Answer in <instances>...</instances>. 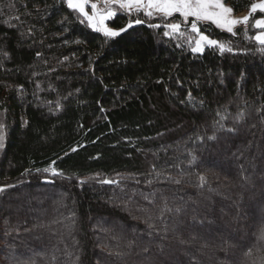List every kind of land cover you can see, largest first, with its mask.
Instances as JSON below:
<instances>
[{
    "label": "trees",
    "instance_id": "obj_1",
    "mask_svg": "<svg viewBox=\"0 0 264 264\" xmlns=\"http://www.w3.org/2000/svg\"><path fill=\"white\" fill-rule=\"evenodd\" d=\"M224 3L239 14L251 0ZM135 18L118 11L108 27ZM140 18L144 24L108 39L63 0H0V186L17 185L0 196V264H73L77 255L79 264H219L222 237L235 244L230 264H264V46L243 28L232 36L203 24L204 34L233 50L194 54L179 35L163 36V19ZM217 121L238 131L209 141ZM198 175L208 180L203 189ZM163 197L182 211L165 216L161 254L147 217L162 227Z\"/></svg>",
    "mask_w": 264,
    "mask_h": 264
},
{
    "label": "snow or ice",
    "instance_id": "obj_2",
    "mask_svg": "<svg viewBox=\"0 0 264 264\" xmlns=\"http://www.w3.org/2000/svg\"><path fill=\"white\" fill-rule=\"evenodd\" d=\"M63 3L67 6L68 9L72 10V12L76 13L79 22L84 24L86 22V26L91 28L95 32L102 33L105 38H114L119 37L121 33L127 32L129 29H132L134 25H142L145 23L144 19L140 18V14L142 13L144 16L148 18V20H152L157 16L166 21L163 24V36L172 38L174 35H179L191 48L193 53H202L205 49V45L208 47L218 48L220 53H224L225 51L232 52V48L228 45V43L220 42L218 39H211L208 35H205L201 31L200 25L205 23H210L214 25L217 29H221L230 33L232 36H236L237 33L234 31L235 26L244 25L245 36L255 41L257 44L264 46V19H255V22L252 24V27L255 29H260L261 31H257L255 35L248 36L247 35V26L249 25L250 18L253 14L264 13V0H259L258 3H252L249 6V14L242 17L236 18L233 16V8L226 6L224 0H63ZM90 9V10H88ZM117 11H122L123 13L129 16H135L136 18L129 19L126 27H122L119 29H114L112 27H108L105 24V21L116 16ZM177 16V20H172L173 16ZM15 19H19V17H14ZM191 18V20L189 19ZM65 20L68 19L66 16ZM148 27L152 29H160L162 25L160 23H149ZM186 27L187 32L195 34L194 36L186 35L185 31H182V28ZM31 30H29L30 32ZM77 44H80L81 41L77 40ZM177 47H181L180 44L176 45ZM264 51V48L261 49ZM5 56L7 53H3ZM41 54L37 53V57L39 58ZM189 98H191V93L188 94ZM60 105L57 104V109H59ZM219 115V113H217ZM221 119H224L223 117ZM244 119V113H239L236 118V123H240ZM262 123H264V118H262ZM215 131L212 135L207 136V140L215 141L217 139V132H227L231 134H235L238 129L235 127H227L225 128L224 124L220 121L216 122L214 125ZM255 127V125H253ZM5 124L0 121V150L5 147ZM200 143L204 142V137H198ZM77 149L73 148L72 151L75 152ZM196 157L193 156L190 164H194ZM53 163H55L53 161ZM240 176L241 180L244 184H249L252 181V177L248 175L243 167L240 166ZM154 170V169H153ZM37 171H40L39 169ZM44 172H49L48 168L43 169ZM51 174L53 176H63V173L58 172L56 169H51ZM151 174V173H149ZM160 173H157L159 176ZM264 179V175L261 177ZM98 179V182L102 185H119L120 181L118 180H110V179ZM168 179L175 183L180 184L181 179H174L172 177H168ZM46 183H52V181H45ZM140 181L137 180L136 183ZM80 184L86 183L85 180H80ZM148 185L150 186L153 181L149 180ZM208 184V180L205 175H198V183L195 185L197 188L203 189ZM243 186V185H242ZM15 184H5L0 186V196H3L9 189L16 188ZM211 191V188H209ZM155 193L152 194L154 196ZM144 199L148 201L149 204L153 203V199H150L149 196L144 195ZM165 201V207L161 209L160 214L156 217V220L161 222L162 227H158L156 223L153 221L152 216L147 217V226L149 229L148 235L150 237L155 236L158 237L161 243L156 244V248L159 253H164L165 245L162 243L165 240H168L170 226L165 221V216L175 212L177 216L180 215L181 209H171L167 207V198L163 197ZM143 211V209H141ZM193 221L195 223L203 224V220H196V217H193ZM212 223V221H208ZM171 231L173 233H177V227L172 226ZM7 234V233H6ZM176 240L180 244L187 243L186 240L181 238L180 235H176ZM195 239V236L192 237ZM259 241L264 242V229H261L259 234ZM154 241L150 240L147 244L143 246V252L147 253L150 251V246ZM131 246V244L129 245ZM209 245L205 242L201 248H208ZM235 247V244L230 242L227 238H221V243L218 246V251L225 253V257L219 260V264H230L227 253L229 249ZM109 256H116L118 258H122L125 253L122 251H112L109 250L107 253ZM249 257L253 256V253L249 251L247 253ZM80 257L77 255L75 257V261L73 264H79ZM156 264H182L180 261H172L169 262L167 260H158Z\"/></svg>",
    "mask_w": 264,
    "mask_h": 264
},
{
    "label": "rangeland",
    "instance_id": "obj_3",
    "mask_svg": "<svg viewBox=\"0 0 264 264\" xmlns=\"http://www.w3.org/2000/svg\"><path fill=\"white\" fill-rule=\"evenodd\" d=\"M93 2H95V0H93ZM259 2V0H251V4L252 3H258ZM250 4V5H251ZM226 6H228V7H230L229 5H227L226 4ZM88 10H90V9H88ZM118 12V11H117ZM249 14V10L248 11H245V12H242V13H239V14H234V12H233V16L234 17H236V18H242V17H244V16H246V15H248ZM175 16V15H174ZM173 16V17H174ZM115 17V16H114ZM114 17H112V18H110V19H108V20H106L105 21V24H106V26H108V22L109 21H111ZM156 18H160V17H156ZM190 20H191V18H189ZM255 19H264V13H259V11H257V13H255V14H253L252 15V17L250 18V21H249V25L247 26V29H250L251 31H252V35L251 36H253V35H255L256 34V32L257 31H261L260 29H255V28H253L252 27V24L255 22ZM205 24H210V23H205ZM127 25V24H126ZM126 25L124 26V27H126ZM214 26V25H213ZM237 28H243V29H245V26L244 25H237V26H235V28H234V31L237 29ZM183 29H185V30H187L186 29V27H183ZM218 30H220V31H222V32H226V31H223V30H221V29H218ZM226 33H228V32H226ZM230 34V33H229ZM191 35V34H190ZM195 34H192L191 36H194ZM206 35V34H205ZM210 38V37H209ZM212 39V38H211ZM208 46L207 45H205V49L207 48ZM204 49V50H205ZM203 53V52H202ZM194 54H201V53H194ZM0 121H2L3 123H4V121H3V119L1 118V116H0ZM44 193H51V192H41L40 193V195L41 194H44ZM28 214V213H27ZM23 216V215H22ZM23 219H27V220H29L28 219V216L26 215V216H23Z\"/></svg>",
    "mask_w": 264,
    "mask_h": 264
}]
</instances>
